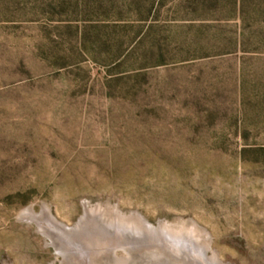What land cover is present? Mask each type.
<instances>
[{"label":"rangeland","instance_id":"rangeland-1","mask_svg":"<svg viewBox=\"0 0 264 264\" xmlns=\"http://www.w3.org/2000/svg\"><path fill=\"white\" fill-rule=\"evenodd\" d=\"M176 241L264 264V0H0V264Z\"/></svg>","mask_w":264,"mask_h":264},{"label":"bare ground","instance_id":"bare-ground-1","mask_svg":"<svg viewBox=\"0 0 264 264\" xmlns=\"http://www.w3.org/2000/svg\"><path fill=\"white\" fill-rule=\"evenodd\" d=\"M147 227H148V229H150L152 232H154V235H156L154 238H156L158 241L160 240V242H159V244L160 245H165L166 247H170L169 245H167V244H165V243H162L161 242V237L163 236V235H165V237H167L168 238V240L170 239V238H173L174 240L176 239L177 241L178 240H182V239H184V237L182 236V234H180V233H178V232H173V231H169V230H162V228L161 227H158V229H155L154 227H152V226H149V225H147ZM119 228H121L120 226H119ZM125 231V230H124ZM136 232V231H135ZM150 232V231H149ZM163 234V235H162ZM108 235V234H107ZM150 235V234H149ZM186 238V237H185ZM106 239V238H105ZM108 239L111 241V244L112 243H114L115 242V239L113 238V236L111 237V235H110V237L109 238H107L106 239V242L108 241ZM153 239V238H152ZM143 240V239H142ZM173 242L174 243V245H175V247L177 248L176 249V253H178V254H175V256L174 257H176V258H179V259H181V261H190V264H191V262L192 261H195V259H194V257H193V255H191V252H193V250H190V249H188L187 247H184V242H182V243H179V242ZM143 242V241H142ZM138 243V242H137ZM170 243H172V242H170ZM150 244V242L148 243V245ZM182 244V245H181ZM110 245V244H109ZM108 245V246H109ZM125 245V244H124ZM111 246V245H110ZM165 247V248H166ZM144 250H146V251H148V252H150V253H159L160 252V250H161V248L160 247H156V246H151V245H149V247H147V245H146V247H144L143 248ZM166 250V249H165ZM188 250V251H187ZM164 253V252H163ZM155 255V254H154ZM179 256V257H178ZM145 257V256H144ZM156 257H158V256H156ZM154 258V257H153ZM161 262V261H160Z\"/></svg>","mask_w":264,"mask_h":264},{"label":"trees","instance_id":"trees-1","mask_svg":"<svg viewBox=\"0 0 264 264\" xmlns=\"http://www.w3.org/2000/svg\"><path fill=\"white\" fill-rule=\"evenodd\" d=\"M188 2L189 5H194V4H198L200 6H204L205 3L208 1V0H185V2ZM236 1V0H235ZM236 3V2H235ZM212 5L215 6V1L212 2ZM235 5V4H234Z\"/></svg>","mask_w":264,"mask_h":264}]
</instances>
